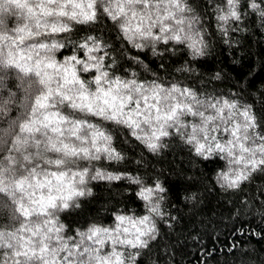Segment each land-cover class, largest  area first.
<instances>
[{
    "label": "clouds",
    "instance_id": "clouds-1",
    "mask_svg": "<svg viewBox=\"0 0 264 264\" xmlns=\"http://www.w3.org/2000/svg\"><path fill=\"white\" fill-rule=\"evenodd\" d=\"M0 264H264V0H0Z\"/></svg>",
    "mask_w": 264,
    "mask_h": 264
}]
</instances>
